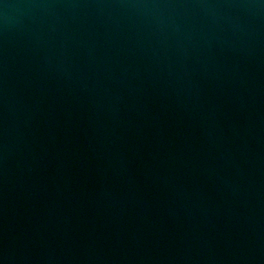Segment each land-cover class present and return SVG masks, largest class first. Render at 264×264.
Masks as SVG:
<instances>
[{"label":"water","instance_id":"obj_1","mask_svg":"<svg viewBox=\"0 0 264 264\" xmlns=\"http://www.w3.org/2000/svg\"><path fill=\"white\" fill-rule=\"evenodd\" d=\"M0 264H264V0H0Z\"/></svg>","mask_w":264,"mask_h":264}]
</instances>
